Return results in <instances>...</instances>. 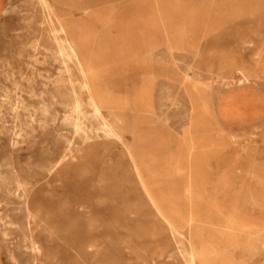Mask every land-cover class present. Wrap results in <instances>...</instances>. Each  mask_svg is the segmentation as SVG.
Masks as SVG:
<instances>
[{
	"label": "rangeland",
	"instance_id": "374dc122",
	"mask_svg": "<svg viewBox=\"0 0 264 264\" xmlns=\"http://www.w3.org/2000/svg\"><path fill=\"white\" fill-rule=\"evenodd\" d=\"M46 3L0 0V264H264V0Z\"/></svg>",
	"mask_w": 264,
	"mask_h": 264
},
{
	"label": "bare ground",
	"instance_id": "6f19581e",
	"mask_svg": "<svg viewBox=\"0 0 264 264\" xmlns=\"http://www.w3.org/2000/svg\"><path fill=\"white\" fill-rule=\"evenodd\" d=\"M41 1V3H45V5L46 4H48V3H46V0H40ZM50 5V4H49ZM46 7H48L47 5H46ZM49 8V7H48ZM51 9H53V8H51ZM50 9V10H51ZM48 11V10H47ZM50 18V17H49ZM52 18V17H51ZM252 23V25H253V27H254V30L257 32V33H261L262 32V26H261V24H259V22H258V18H255L254 19V21H252L251 22ZM56 31H58V28L57 27H53ZM53 29V30H54ZM61 29V28H60ZM55 31V32H56ZM61 31V30H60ZM55 36V35H54ZM55 38L57 39V47H58V49L56 50L57 51V54L59 55V56H61L62 57V62L63 63H65V61L67 60V59H69V58H71V57H74V58H76V56H74V50H73V47L71 46V44H70V42H69V40L65 37V36H62V35H56L55 36ZM84 55V54H83ZM82 55V56H83ZM76 61H77V59H75ZM78 63V62H77ZM81 71V70H80ZM82 72H80V74H81ZM82 76V75H81ZM84 85V84H83ZM85 87V86H84ZM89 95V94H88ZM89 99H90V97H89ZM72 110L74 111V112H76L77 114L78 113H83V111L81 110V108H80V102H79V100L78 99H73L72 101ZM44 104V103H43ZM71 104V103H70ZM92 104V103H91ZM38 107H41V106H38ZM96 108V107H95ZM94 109V108H93ZM40 110V109H39ZM97 111V110H96ZM15 112V111H14ZM73 112V113H74ZM66 114V113H65ZM65 114H63V118H64V115ZM42 115V114H41ZM76 116V115H75ZM17 117V116H16ZM69 116H67V118H68ZM83 117V116H82ZM72 118V117H71ZM65 120H67V119H65ZM64 120V121H65ZM61 121H63V120H61ZM44 122V121H43ZM72 123V127H73V129L75 130V131H77V130H80V129H82L81 128V123H80V121H79V117H78V115L76 116V117H74V119H73V121L71 122ZM66 124H70V123H66ZM71 126V125H70ZM98 128H101V129H103V131L105 132V133H108L109 132V129H108V124L107 123H105V122H102V123H100L99 124V127ZM85 130V129H84ZM83 132V131H82ZM81 136V135H80ZM89 136V134L87 133V132H85L84 131V134H83V139H85V138H87ZM82 137V136H81ZM10 145V144H9ZM60 158V157H59ZM134 167V166H133ZM134 170V169H133ZM134 172H135V170H134ZM136 173V172H135ZM137 177V176H136ZM138 179V178H137ZM167 224V223H166ZM169 225V224H168ZM175 230V229H174ZM190 257V256H189ZM192 259V258H191ZM84 261L86 262V264H90V262L89 261H87L86 259H84ZM97 261L100 263V264H112V258L111 257H107L106 255H104L101 259L100 258H98L97 259ZM191 264V263H190Z\"/></svg>",
	"mask_w": 264,
	"mask_h": 264
}]
</instances>
